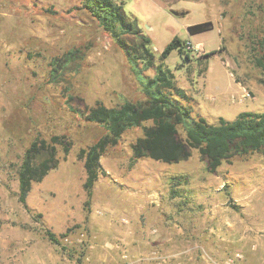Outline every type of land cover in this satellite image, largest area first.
Listing matches in <instances>:
<instances>
[{
    "label": "rangeland",
    "instance_id": "1",
    "mask_svg": "<svg viewBox=\"0 0 264 264\" xmlns=\"http://www.w3.org/2000/svg\"><path fill=\"white\" fill-rule=\"evenodd\" d=\"M115 1L189 94L193 117L218 124L264 112V71L254 64L264 53V0ZM81 2L0 0V264H228L237 254V264H264V151L215 171L198 149L175 163L134 159L144 127H132L101 157L89 198L79 152L107 131L82 113L148 97L125 50ZM205 21L213 28L189 33ZM175 36L190 47L162 59ZM190 121L177 126L180 137ZM56 135L69 150L58 144V165L33 183L26 207L18 197L25 152Z\"/></svg>",
    "mask_w": 264,
    "mask_h": 264
},
{
    "label": "trees",
    "instance_id": "2",
    "mask_svg": "<svg viewBox=\"0 0 264 264\" xmlns=\"http://www.w3.org/2000/svg\"><path fill=\"white\" fill-rule=\"evenodd\" d=\"M81 7L125 50L148 97L146 105L125 102L108 107L97 103L82 113L87 121L104 126L107 131L95 143L79 152V157L84 159L87 174L84 187L89 198L94 184L103 173L101 157L108 148L117 145L122 135L132 127H144V135L132 145L134 159L149 157L175 163L188 159L192 150L198 149L209 169L215 171L235 155L264 151V112L243 111L234 120L220 117L218 124L208 122L201 115L193 117L192 107L184 100L189 94L177 86L174 73L169 67L154 62V55L149 48L151 38L143 34L135 21L130 19L123 4L115 0H82ZM212 28L213 22L205 21L188 26V31L197 34ZM130 35H137L141 43L135 47L130 45ZM187 47H190L189 42L175 36L166 45L161 58H167L174 50L183 53ZM144 58L146 60L142 61ZM140 63H144V66L140 67ZM254 64L264 71L263 52L254 57ZM150 68H154V76L144 72ZM189 120V125L185 127L186 137L182 138L177 126ZM145 121H152L153 125L143 126ZM65 143L58 135L50 140L39 137L27 148L18 172V197L26 207L33 183L42 181L58 165V144ZM68 145H65L66 151L69 150ZM47 235L54 243L59 242L54 233L47 231Z\"/></svg>",
    "mask_w": 264,
    "mask_h": 264
},
{
    "label": "crops",
    "instance_id": "3",
    "mask_svg": "<svg viewBox=\"0 0 264 264\" xmlns=\"http://www.w3.org/2000/svg\"><path fill=\"white\" fill-rule=\"evenodd\" d=\"M133 241V240H132ZM130 242V250L132 249V251H134V253H139L142 252V250L140 249V244L138 243V245H133L134 242ZM146 246V245H145ZM143 247V246H142ZM145 248V247H144ZM145 257V256H142ZM141 257V258H142ZM136 264H153L151 261H142L140 263H136Z\"/></svg>",
    "mask_w": 264,
    "mask_h": 264
},
{
    "label": "built area",
    "instance_id": "4",
    "mask_svg": "<svg viewBox=\"0 0 264 264\" xmlns=\"http://www.w3.org/2000/svg\"><path fill=\"white\" fill-rule=\"evenodd\" d=\"M124 257H127L126 253L124 254ZM239 257H241V255H240V254H237V255H236V258L231 259V260L228 262V264H237L236 261L239 259Z\"/></svg>",
    "mask_w": 264,
    "mask_h": 264
}]
</instances>
